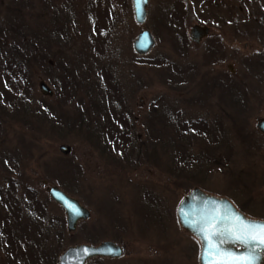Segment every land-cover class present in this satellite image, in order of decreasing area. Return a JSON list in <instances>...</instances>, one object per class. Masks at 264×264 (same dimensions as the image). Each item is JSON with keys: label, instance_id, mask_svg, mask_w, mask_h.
I'll return each instance as SVG.
<instances>
[{"label": "rangeland", "instance_id": "374dc122", "mask_svg": "<svg viewBox=\"0 0 264 264\" xmlns=\"http://www.w3.org/2000/svg\"><path fill=\"white\" fill-rule=\"evenodd\" d=\"M201 1L149 0L139 23L133 0H0V264H58L70 246L103 240L123 255L86 264H200L177 214L196 186L264 219V81L243 65L259 41L240 35L238 57L208 61L189 37L202 20L219 32ZM234 3L241 18L260 4ZM144 29L156 44L142 56ZM228 71L244 90L215 86ZM200 119L205 133L187 129ZM126 129L122 148L112 138ZM53 185L90 211L75 230Z\"/></svg>", "mask_w": 264, "mask_h": 264}, {"label": "water", "instance_id": "95a60500", "mask_svg": "<svg viewBox=\"0 0 264 264\" xmlns=\"http://www.w3.org/2000/svg\"><path fill=\"white\" fill-rule=\"evenodd\" d=\"M149 0H133L135 18L139 23H144L147 18L146 6ZM139 3V7H138ZM205 30L195 25L192 29L191 36L196 41H199ZM156 39L149 29H144L138 33L133 45L138 54H148L155 46ZM44 92L52 94L53 90L45 81L40 83ZM259 127L264 131V119L259 122ZM61 150L64 153H69L71 147L62 145ZM51 197L59 203L66 211L67 223L69 230H75L77 223L81 219H87L90 216V211L84 206L79 199L69 195L58 186H50L48 188ZM178 218L181 226L189 233L194 235L201 243L200 264H205L202 259L204 249V241L197 229L205 220L213 216H227L229 213H234L246 218L250 221H264V219L252 218L241 211L229 198L217 196L205 192L200 187H194L187 193L177 207ZM88 251L85 252L84 250ZM223 249L233 251L239 254H245L246 249L239 243L232 244L226 242ZM259 253L257 264L264 263V249H256ZM123 255V247L113 240H103L98 244L81 243L70 246L59 257L58 264H86L88 260L96 257L118 258Z\"/></svg>", "mask_w": 264, "mask_h": 264}, {"label": "flooded vegetation", "instance_id": "af4514ba", "mask_svg": "<svg viewBox=\"0 0 264 264\" xmlns=\"http://www.w3.org/2000/svg\"><path fill=\"white\" fill-rule=\"evenodd\" d=\"M258 2H260V4L257 8L251 7L248 10V14L244 15V18H241L239 13L244 11L242 9L239 11V9L236 8L234 0H202L201 3H204L207 9L210 10V17L213 18L212 23L216 22L215 24L219 27V32L216 35H211L213 32L212 28L207 25L204 20H202V23L194 24L189 31V37L195 44L204 43L208 46L205 48V57L208 61L222 60L225 53L229 50H232L235 58L238 57L240 53V35H247V33L254 35L259 41V48L257 51L253 52L252 56H247L248 58L244 59L243 65L248 75L253 77V81H255L256 84L264 81V0H258ZM217 8L219 13L215 11ZM195 25H199L205 30L199 41H196L193 39V36H191L192 29ZM213 37H215V39L212 40ZM224 77L236 83L241 82L233 77L232 71H228ZM217 80H219V77L215 79V81ZM235 90L242 91L244 88L233 89L232 91ZM260 92L264 95V90ZM230 99L234 101L232 97ZM234 102L239 103V100ZM262 119H264V117L260 118L257 126L264 135V131L259 127V122Z\"/></svg>", "mask_w": 264, "mask_h": 264}, {"label": "snow or ice", "instance_id": "6c2138e0", "mask_svg": "<svg viewBox=\"0 0 264 264\" xmlns=\"http://www.w3.org/2000/svg\"><path fill=\"white\" fill-rule=\"evenodd\" d=\"M197 231L205 242L202 253L205 264H257L259 253L255 250L264 249V221H250L229 213L205 220ZM226 242L239 243L245 247L246 253L238 255L224 250Z\"/></svg>", "mask_w": 264, "mask_h": 264}, {"label": "trees", "instance_id": "16d2710c", "mask_svg": "<svg viewBox=\"0 0 264 264\" xmlns=\"http://www.w3.org/2000/svg\"><path fill=\"white\" fill-rule=\"evenodd\" d=\"M9 62H11V61H9L8 60V62H6V63H9ZM17 75V74H16ZM218 82H219V84H218ZM241 82H233V81H231V80H229L228 78H225V77H223V78H219V80L216 82V86H219L220 85V87H225V88H227L228 89V91H232L233 89H242L243 88V86L240 84ZM6 95H8L7 93H5ZM125 105V104H124ZM156 111L157 110H153V112L156 114ZM118 113V116H120V118H118V120L120 121V122H122V123H124L125 125H126V128H128L129 127V118H128V116H127V111L126 112H123V111H118L117 112ZM119 113L121 114V115H119ZM184 125H187V123L186 122H184L183 123ZM188 125H189V128H187V129H190V130H193V129H195L196 131H198V132H206V130L208 129V124H207V121L206 120H204V119H200V120H195V121H193L192 123H188ZM207 127V128H206ZM193 128V129H192ZM186 129V128H185ZM127 131H119V130H115L116 132V136H115V138H112V139H114L115 141H117V140H119V139H124V140H122V141H120V143H118V146H122V148L123 147H125L126 145H127V142L129 141V137H130V132H128V129H126ZM207 134V133H206ZM112 135L113 134H111V137H112ZM48 257H50L52 260H50V262H52V264H54V260H55V258H54V255H53V257H52V255H48ZM46 258V257H45Z\"/></svg>", "mask_w": 264, "mask_h": 264}]
</instances>
